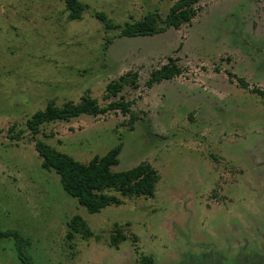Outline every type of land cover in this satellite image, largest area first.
<instances>
[{
	"label": "rangeland",
	"instance_id": "obj_1",
	"mask_svg": "<svg viewBox=\"0 0 264 264\" xmlns=\"http://www.w3.org/2000/svg\"><path fill=\"white\" fill-rule=\"evenodd\" d=\"M82 1V17L68 19L64 0H0V228L28 235L38 264H138L139 253L153 264H239L263 250L264 94L250 88L264 86V0H200L190 22L136 36L106 32L93 11L123 22L164 16L174 0ZM169 55L182 72L146 85ZM127 70L138 86L105 98L106 83ZM85 93L100 105L130 100L132 125L109 109L44 122L32 135V112ZM36 137L81 161L121 142L113 169L149 161L154 196L88 212L41 166ZM75 213L98 238L66 237ZM116 221L128 236L117 247L108 243ZM0 264H21L12 239L0 238Z\"/></svg>",
	"mask_w": 264,
	"mask_h": 264
},
{
	"label": "trees",
	"instance_id": "obj_2",
	"mask_svg": "<svg viewBox=\"0 0 264 264\" xmlns=\"http://www.w3.org/2000/svg\"><path fill=\"white\" fill-rule=\"evenodd\" d=\"M200 0H174L168 7L164 16L157 10H149L140 18L114 21L104 10H94L93 15L103 24L106 32L116 30L118 36H136L154 34L165 31L169 27H180L185 22H190L197 14V3ZM68 19H79L83 11L88 8V3L82 0H64ZM113 37L106 35L103 49L112 42ZM182 72L177 57L169 55L167 61L150 71L145 81L151 86L163 79H170ZM230 76L235 75L228 71ZM138 73L135 70H127L116 78L106 83L105 98L116 97L126 86L137 87ZM236 76L241 86L249 87L248 82L242 76ZM251 91L264 94V86H253ZM109 109H118L124 114H129V123L136 118L131 109V101L125 100L122 95L118 99H111L105 105H100L90 94H83L78 101L67 99L57 104L54 99H49L43 108H38L26 119V125L35 135L40 131V125L54 120H69L80 114L98 115ZM131 127V126H130ZM12 127H10V130ZM20 137L16 132L11 137ZM35 149L41 157V166L48 170H54L59 176V182L69 195L75 197L78 203L84 206L88 212H98L101 208L110 204H120L124 197L154 196L156 182L159 174L157 169L146 160L123 169H113L119 161V152L122 143L117 142L110 146L102 154H94L87 161L75 159L72 155L59 150L43 139L35 138ZM66 237L71 239L75 233L88 238L95 235L94 230L88 225L86 219L79 213L73 214L67 221ZM127 234L122 224L114 222L109 237V245L117 247L119 242L127 239ZM0 238L12 239L16 257L21 264H38L31 252V238L16 228H0ZM132 238L137 240V235ZM138 264H153L151 254L139 253Z\"/></svg>",
	"mask_w": 264,
	"mask_h": 264
},
{
	"label": "flooded vegetation",
	"instance_id": "obj_3",
	"mask_svg": "<svg viewBox=\"0 0 264 264\" xmlns=\"http://www.w3.org/2000/svg\"><path fill=\"white\" fill-rule=\"evenodd\" d=\"M239 264H264V249L259 250L251 255H246Z\"/></svg>",
	"mask_w": 264,
	"mask_h": 264
}]
</instances>
